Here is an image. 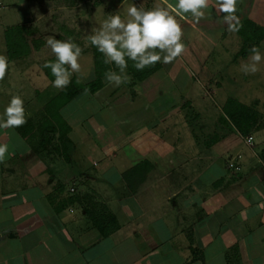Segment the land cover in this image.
Returning <instances> with one entry per match:
<instances>
[{
    "label": "crops",
    "instance_id": "obj_1",
    "mask_svg": "<svg viewBox=\"0 0 264 264\" xmlns=\"http://www.w3.org/2000/svg\"><path fill=\"white\" fill-rule=\"evenodd\" d=\"M221 2L208 0L198 22L177 18L185 51L172 63L137 70L129 60L127 83L104 78L100 90L84 89L63 107L74 146L67 156L21 126L0 130L13 153L0 162V264H264V95L249 91L257 79L264 93V60L246 74L250 54L240 55L244 26L264 30V0H237L238 32ZM135 3L151 10L164 0ZM120 9L121 0H0V55L10 62L0 95L19 88L24 125L62 90L43 69L55 59L47 38L81 46L73 74L85 85L96 77L86 37ZM17 26L32 31L30 53L10 59L5 31ZM200 77L222 104L211 106ZM231 102L252 111L248 134L227 114ZM102 207L119 225L107 237L87 213Z\"/></svg>",
    "mask_w": 264,
    "mask_h": 264
},
{
    "label": "clouds",
    "instance_id": "obj_2",
    "mask_svg": "<svg viewBox=\"0 0 264 264\" xmlns=\"http://www.w3.org/2000/svg\"><path fill=\"white\" fill-rule=\"evenodd\" d=\"M237 0H222L219 3L221 13H229L224 19L230 31L238 32L240 18L235 15ZM208 0H164L162 6L146 10L143 4L137 6L135 0H121V9L109 14L99 22V27L92 29L86 40L103 54L104 63H114L119 73L109 70L105 79L109 84L119 87L127 83L126 73L128 61L133 67L143 70L147 66H154L157 62L172 63L185 51L182 42V24L178 21L191 19L199 21L205 14ZM235 21V23H233ZM46 46L55 55L54 61H48L44 67L50 68L55 79L52 85L65 88L71 82L73 73L79 72L78 62L82 55V48L71 38L67 40L49 36ZM159 49V51H157ZM264 60V53L259 45L250 49L251 63L244 65V72L256 73L258 65ZM9 59L0 55V80L9 71ZM26 123L24 100L19 95L11 97L4 108L3 118H0V130L18 128ZM7 144H0V162L12 155ZM264 206V205H262Z\"/></svg>",
    "mask_w": 264,
    "mask_h": 264
},
{
    "label": "trees",
    "instance_id": "obj_3",
    "mask_svg": "<svg viewBox=\"0 0 264 264\" xmlns=\"http://www.w3.org/2000/svg\"><path fill=\"white\" fill-rule=\"evenodd\" d=\"M31 34L32 31L24 26L8 28L5 31L6 46L10 59L23 58L30 53V46L27 38L31 36ZM240 35L243 39L240 55L243 57L250 54V49L253 45L261 46V42L264 41V30L251 23L249 26H244L240 31ZM36 48H38V44L36 45ZM94 58L95 80L83 85L79 83L76 76L72 74L71 82L65 88H62L61 92L57 95L48 99L44 113L41 116L38 115L36 117L37 119H33L31 122L29 121L30 123L20 127L25 136L34 137L35 135H40L44 138L43 141L46 146L58 151H64L65 156H67L68 151L72 150L74 146L68 137L70 127L62 118L60 110L73 101L82 90L87 89L92 93L100 90L104 85L103 79L105 78V73L112 70L113 66H115V64L112 63L105 64L103 54L97 51L95 47ZM54 60L55 59L50 61ZM44 65L43 69L49 77V80L52 82L55 77L52 75L51 69L44 67ZM143 78L144 77H138V80ZM233 103L236 104L235 101H233ZM237 105L238 108L234 110L232 108V102L229 103L226 107V112L239 131L242 134H248L252 126L251 121L253 119L250 115L252 111L242 104ZM57 136L58 138H56ZM147 166L148 164L143 163L138 167L143 168ZM135 171L137 170H133L131 173H134ZM126 176L134 179L136 178V175L134 174L125 175V177ZM87 213L102 237H107L113 234L119 227L116 217L105 207H102L98 211L87 210Z\"/></svg>",
    "mask_w": 264,
    "mask_h": 264
},
{
    "label": "rangeland",
    "instance_id": "obj_4",
    "mask_svg": "<svg viewBox=\"0 0 264 264\" xmlns=\"http://www.w3.org/2000/svg\"><path fill=\"white\" fill-rule=\"evenodd\" d=\"M198 80H201V81H203V82H205L204 84H206V79H204V78H202V77H200V78H198ZM255 82H254V88H250L249 89V91H250V93H251V91H253L254 90V92H256L255 94L256 95H258V92H260L261 94H263L264 95V93H263V91H261V90H258L257 89V84H259L260 85V82H258L259 80H257V79H253ZM28 84V83H27ZM256 84V85H255ZM206 86L208 87V90H209V98H208V102L211 104V106H214V107H217V105H220V104H222L221 103V100L218 98V93H216V91H215V88H213V87H209V85L208 84H206ZM11 87L12 88H10L12 91L14 90V89H16V91L17 92H15L16 94H14L13 93V96L14 95H19V88H17V86L15 85V87L16 88H14V86H12V84H11ZM3 88H4V85H3ZM5 90H6V88H5ZM28 95V94H27ZM19 96H22V95H19ZM11 97H12V95H10V96H8V94H1L0 95V104L2 103H4V104H8L9 102H10V99H11ZM28 97H29V95H28ZM44 100V99H43ZM224 106V105H223ZM225 108V107H224Z\"/></svg>",
    "mask_w": 264,
    "mask_h": 264
},
{
    "label": "built area",
    "instance_id": "obj_5",
    "mask_svg": "<svg viewBox=\"0 0 264 264\" xmlns=\"http://www.w3.org/2000/svg\"><path fill=\"white\" fill-rule=\"evenodd\" d=\"M246 144L249 145V146H252L253 145V138L252 137L247 138L246 139ZM230 167L231 168H236L234 163H231ZM72 191H74V189H72Z\"/></svg>",
    "mask_w": 264,
    "mask_h": 264
}]
</instances>
